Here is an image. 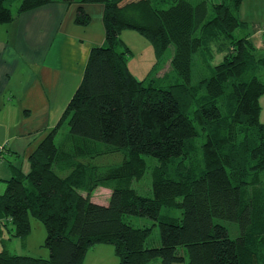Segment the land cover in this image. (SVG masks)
I'll return each instance as SVG.
<instances>
[{
	"label": "trees",
	"instance_id": "obj_1",
	"mask_svg": "<svg viewBox=\"0 0 264 264\" xmlns=\"http://www.w3.org/2000/svg\"><path fill=\"white\" fill-rule=\"evenodd\" d=\"M58 1L76 4L81 26L91 21L84 5L102 4L105 38L91 47L80 83L29 153L28 169L10 162V178L0 179V232L25 240L36 219L48 256L4 248L0 264H83L97 244L112 245L119 264L156 257L162 264L186 257L187 264H264V37L258 54L249 34H234L246 24L238 15L243 0ZM51 2L20 0L12 11L11 0H0V24ZM127 29L148 39L156 64L173 45L162 78L173 71L176 82L131 72V50L119 37ZM198 54L206 71L193 81ZM216 54L222 60L212 65ZM64 123L68 133L56 144ZM117 151L122 163L104 170L83 161ZM143 156L158 162L152 196L132 188L147 169ZM99 186L111 189L106 205L91 201ZM126 215L157 224L159 246H146L152 226L135 227ZM217 219L236 223L239 234L232 238Z\"/></svg>",
	"mask_w": 264,
	"mask_h": 264
},
{
	"label": "crops",
	"instance_id": "obj_2",
	"mask_svg": "<svg viewBox=\"0 0 264 264\" xmlns=\"http://www.w3.org/2000/svg\"><path fill=\"white\" fill-rule=\"evenodd\" d=\"M72 6L56 0L0 24L2 180L11 176L10 162L23 169L20 157L28 156L58 121L81 81L91 47L104 41L89 25L74 23ZM263 11L264 0H243L238 15L259 23ZM255 28L259 33L260 26Z\"/></svg>",
	"mask_w": 264,
	"mask_h": 264
},
{
	"label": "rangeland",
	"instance_id": "obj_3",
	"mask_svg": "<svg viewBox=\"0 0 264 264\" xmlns=\"http://www.w3.org/2000/svg\"><path fill=\"white\" fill-rule=\"evenodd\" d=\"M189 1H191L192 3H196L199 0H189ZM215 1L218 0H208V3L211 4L212 2ZM19 3L20 0H11V4H10L11 10L12 11L16 10V8L19 6ZM72 5H73L72 7H75L76 4L73 3ZM84 6L86 8V11L91 16L89 29L92 31V33L95 34L96 37H99L101 38V40H103L105 38V34H104V26L102 22V9H103L102 4L87 3ZM262 13H263L262 18L259 23L247 22L245 24V27L238 28L234 32V34L237 37L250 34L254 42V45L256 46V51L258 54H260V44H262V39L264 37V11ZM258 25L260 26V32L255 33L256 30L255 26ZM119 37L124 42V44L128 46L131 50V55L128 58V66L131 72L137 78L139 79L154 78L160 84L163 85H168L170 83L176 82L178 78L173 71L171 72V74L167 76V78L165 79L162 78L166 72L171 70L170 58L173 53V48H174L173 45H170L168 47L161 62L156 64V58L154 55L153 47L147 38L142 36L137 31L131 29L123 30L120 33ZM196 57L197 58L195 59V62L192 67L193 81H197L200 75L206 71L204 62L200 58L201 56L198 54ZM221 60H222V54H216L211 64L212 65L217 64ZM259 103L261 106L259 120L264 123V94L260 96ZM192 107L193 106H190V108ZM55 124L53 126H55ZM46 133L43 134L42 138L45 136ZM67 133H68V128L66 123H64L56 134L55 143L56 144L61 143ZM100 145H102L101 147H103L104 144L100 143ZM143 157L145 158V161L147 163V169L140 178H137L133 181L132 188H134L136 192H138L141 195L152 196V191H151L152 169L156 164H158V162L156 158L150 156H143ZM27 158H28L27 155H22L20 157V161L23 162V170L28 169ZM198 158L199 155H196L195 162H197ZM123 159H124V152L117 151L107 154L105 153L99 154L92 158H86L83 161L89 162L92 165L97 166L99 170H104L108 167L119 165L120 163H122ZM110 191L111 189L108 187H102V186L97 187L92 192L91 201L103 205L108 204ZM250 194H252V191L250 192ZM175 214L177 215L178 213L176 212ZM125 221L131 223L135 227L152 226L153 224V221L147 217L133 216V215H126ZM217 221L223 224L224 226H226V228L229 231V235L232 238H234L239 234V229L236 223L227 220H219V219H217ZM31 225H32L31 233L28 235V237L25 240L15 238L13 239V242H10L7 239L8 235L6 231L4 230L3 231L4 233L0 232V251L5 248L10 250V252H13V250L15 249V252L17 254H27L31 256L47 257L48 250L43 246H41L46 236L44 226L41 222H39L34 218H31ZM159 244H160L159 227L156 224L152 226V231L146 240V246H159ZM179 251L183 252L184 249L180 248ZM83 264H119V259L115 255L114 248L112 245L97 244L91 247L87 251L86 256L83 260ZM148 264H162V263L160 257H156L151 259L148 262ZM176 264H187V257L184 262L176 263Z\"/></svg>",
	"mask_w": 264,
	"mask_h": 264
}]
</instances>
